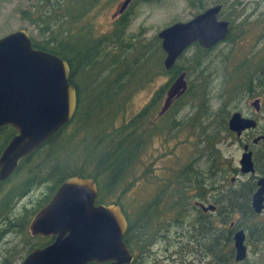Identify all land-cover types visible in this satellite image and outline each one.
Segmentation results:
<instances>
[{"label":"trees","instance_id":"16d2710c","mask_svg":"<svg viewBox=\"0 0 264 264\" xmlns=\"http://www.w3.org/2000/svg\"><path fill=\"white\" fill-rule=\"evenodd\" d=\"M107 1L115 2L30 0L27 6L23 4L17 9L22 22L31 25L40 37L39 40L32 38L33 46L68 62L69 79L76 88L77 107L67 124L23 158L6 180H0V245H8L7 253L0 254V264H17L28 252L46 244V239L31 237L27 226L33 213L48 202L66 178L73 175L92 177L99 188H102L104 180H110L111 186L105 188V197H97L100 202L110 203L106 200L108 193L140 161L143 146L150 141L151 135L161 133L163 124L169 126L168 118H176L177 111L188 105L192 112L182 118L186 121V130L196 139L189 142L187 151L195 148L196 154L193 160L173 172L169 185L159 190L153 202L160 200L166 188L171 189L168 199L172 201L155 210L153 217L147 218L161 225L168 222L172 227H181L183 221L193 218L188 204V190L191 187L196 189L201 173H213L216 161L223 166L231 160L225 153V145L236 139L235 133L228 127L230 109L236 110L239 102L255 95L262 97L264 107V0L252 14L229 16L223 8L219 13L220 18L230 22L228 35L222 40L229 47L240 41L248 29L258 30L259 44L251 46L247 57L232 60L229 53H221L217 60L212 51L220 42L208 49L193 43L189 46L193 47L192 51L188 47L177 58H184L185 62L176 64V60L170 70L164 68L163 62L161 66L164 52L157 34L146 37V28L143 27L139 33L129 32L137 1L155 3L158 0H132L120 15L112 19L110 27L98 34L91 13ZM228 1L187 0L194 14L213 4L226 6ZM240 16L239 23H234ZM236 26H239L238 29H235ZM187 51L188 56H185ZM157 55L159 58L155 60ZM179 71H185L188 86L184 94L172 103L169 113L152 122L164 90L174 76L151 93L148 102L137 114L129 120L122 116L127 101L138 87L140 89L158 74ZM217 72L220 80L218 87H213ZM83 76L91 80L92 90L97 91L90 114L95 120L102 121L93 131L78 123L81 115L78 79ZM130 84L133 85L131 91L128 90ZM216 87L214 97L218 99V105L212 108ZM119 116L121 123L116 125ZM180 125V122L173 121L171 129L175 130ZM13 132L10 125L0 127V153ZM87 137L92 140L93 150L98 151L96 156L72 151L68 157L59 158L65 144ZM200 160L204 170L199 169ZM193 161L197 168L192 170ZM42 187L44 191L36 195ZM168 208L173 212L170 220L166 215ZM128 221L133 220L128 218ZM131 227L129 225L128 229L131 230Z\"/></svg>","mask_w":264,"mask_h":264},{"label":"water","instance_id":"95a60500","mask_svg":"<svg viewBox=\"0 0 264 264\" xmlns=\"http://www.w3.org/2000/svg\"><path fill=\"white\" fill-rule=\"evenodd\" d=\"M132 0H122V12ZM221 4L206 7L185 21H176L157 32L169 70L193 43L211 48L224 40L229 20L219 18ZM68 62L58 55L35 48L30 33L19 28L0 37V127L10 125L16 132L0 153V180L7 179L18 163L55 134L73 117L77 93L70 81ZM185 71L180 72L166 90L158 115L187 89ZM260 109V99L251 102ZM256 120L231 113L228 127L239 135L255 127ZM264 139L259 136L254 139ZM247 146H244L246 149ZM242 172L253 171L251 153L239 159ZM257 193L263 190L264 177ZM98 187L94 178L73 175L63 180L48 202L40 207L28 224L32 237L53 236L54 240L28 252L17 264H86L112 259V264L130 262L132 256L123 242L126 218L119 202L95 204ZM207 208H213L209 205ZM103 229L102 236L93 234ZM237 258L245 255L242 232L237 234Z\"/></svg>","mask_w":264,"mask_h":264},{"label":"flooded vegetation","instance_id":"af4514ba","mask_svg":"<svg viewBox=\"0 0 264 264\" xmlns=\"http://www.w3.org/2000/svg\"><path fill=\"white\" fill-rule=\"evenodd\" d=\"M118 15L120 12L117 10L113 18ZM31 38L33 37L31 36ZM180 72L174 74L168 72V80L174 76L169 85ZM166 90H164L162 101L154 113L152 122L158 121L161 116L169 113L167 110L164 114L158 115ZM255 96L253 99H251L252 97L247 98V103L249 102L252 111L247 113L241 111L240 107L236 111L256 120L257 124L255 127L244 129L239 135L232 131L235 133L236 139L231 142L241 147L237 161L228 154V158L231 159L228 165L220 166L216 161L213 165V173H201L200 183L194 190L196 195L190 203V197L188 199L193 218L187 219L186 223H189L190 226H187L186 229L181 226L174 231L173 238L170 235L168 222L161 225L154 220H147V215L154 216L157 206L172 201L168 199V195H161L159 201L153 202L160 187L156 189L155 195L152 197V205L137 211L132 222L128 221V216L122 208L127 223L123 233V242L129 249L132 259L130 262L124 261L121 264H146L147 262L150 264H264V186L263 190L255 196L261 187L258 181L264 177V139L259 138L254 141L255 138L264 136V126L259 121L261 116L264 117L263 114L261 115V112H264V107L262 97ZM257 98L260 99V109L258 110L251 105V102ZM15 133L11 134L6 143ZM245 145L246 149H244ZM245 152L251 153L253 171L242 172L240 169L239 159ZM190 167L192 170L197 168L194 165ZM199 169L201 170V168ZM165 180L169 185L171 179ZM100 203L103 202L96 198L95 204ZM209 205H213V208L203 209V206L208 207ZM196 223L198 225H195ZM129 225L132 226L131 230L128 229ZM155 227L156 231L152 232L151 229ZM91 232L100 236L104 233L101 228L93 229ZM241 232L246 251L242 258H237V234ZM126 235L128 238H125ZM33 238L46 239L45 245H47L55 237L35 236ZM3 253H7V250ZM0 254H2L1 251ZM113 262L112 259H105L101 262L89 261L86 264H112Z\"/></svg>","mask_w":264,"mask_h":264},{"label":"rangeland","instance_id":"374dc122","mask_svg":"<svg viewBox=\"0 0 264 264\" xmlns=\"http://www.w3.org/2000/svg\"><path fill=\"white\" fill-rule=\"evenodd\" d=\"M121 1L122 0H115V2L107 1L98 8H95L91 13L95 31L98 34L105 32L110 27L113 15L119 9ZM139 2L140 1H137V5H135L136 7L133 6L135 7V10L129 26V32L139 33L140 28L143 27L146 28V37H152L157 34L159 30L172 24L173 22L185 21L194 15V9L189 7L187 0H158L155 3ZM29 3L30 0H0V37L10 31L25 28L29 31L33 38L36 40L40 39L38 33L33 30L31 25L22 22L17 11L20 5L25 4V6H27ZM262 4L263 0H229L227 5L222 8L229 16H234L237 13H241L242 16L252 14V12L257 10ZM241 16L238 20L235 19L234 23H239V20L242 18ZM238 27L239 26H236L235 29H238ZM243 36L244 37L240 41L236 42L231 47H229L226 42L221 41L217 47L213 49L212 54L217 56V60L219 59V55L221 53H229L232 60H240L247 57V55L251 52V46L259 44L257 40L258 30L250 28ZM189 49L192 51L193 47H189L188 50ZM164 55L165 53L161 57V66L165 57ZM185 56H188V51L185 53ZM158 58L159 56L157 55L155 60ZM184 62L185 60L182 58L178 59L176 64ZM216 65L220 68V65L217 63ZM168 79V73L158 74L150 81L146 82L140 89L138 87V90L127 101L126 110L122 113V116L124 115L125 119L129 120L133 115L137 114V112L140 111V109L148 102L149 97H151V93H153L155 89L159 88L161 85L168 83ZM218 80H220V74L217 72L214 75L213 87H218ZM78 86L80 89L81 99V115L78 118V123L83 126H87L89 131H93L98 128V124L102 121L95 120L90 114L92 112V105L95 104L97 91L92 90L91 80H88L84 76L78 79ZM132 86V84L128 86L129 91L133 89ZM217 87L212 98V108H215L218 105V103H216L218 102V99L214 97ZM253 98L254 97L251 99ZM246 103L247 99L239 102L236 110L241 108V111H245L247 113L252 111V108L249 107V102L247 104ZM236 110L230 109V114ZM190 112H192V109L187 105V107L177 111L176 118L173 119L169 117V126L165 127L166 124H163L164 129L161 133L151 135L149 139L150 141L143 146L140 161L136 164L132 171L128 172V174L120 180L116 188L108 193L109 195L106 197V200L108 202L119 201L129 219L134 220L137 211L150 206L156 189L158 187L161 189L166 186L165 179H171L175 170L178 171L179 168L186 165L190 160H193L196 154V149L193 148L190 151H187V148L189 142L196 138L188 133L185 125L186 121L182 118ZM262 114L264 116V112H261V115ZM173 121L181 123V125L175 130L171 129V123ZM259 121L261 122V125L264 126V117L261 116ZM120 123L121 119L119 116L116 125H119ZM72 151L79 153L85 152L90 157H94L98 153L97 150H93L92 140L88 137L81 141L65 144L59 152V158L68 157V154ZM240 152L241 147L233 144L231 141L225 145V153L232 155L236 161L240 156ZM193 164L194 166L197 165L195 161H193ZM199 166L201 170H204L203 161L200 160ZM108 186H111L110 180H104L102 188L97 186L98 195L100 197L105 195L104 191ZM194 190L195 189L193 187L188 190V195L190 197L189 203L196 195ZM43 191L44 188L42 187L37 191L36 195H39ZM170 191V188H166L163 196L168 195ZM164 206L165 204L157 206L155 210L161 209ZM166 215L168 216V220L173 217V212L170 208L167 209ZM151 216L152 214H149L146 217L150 218ZM187 226H190L189 223H186V220L183 221L182 227L186 229ZM168 228L170 230V235L174 238V231L180 227H172V224H170ZM156 229V227L152 228L151 231L155 232ZM7 247L8 245L6 244L3 247L0 245L1 253H3ZM146 264H150V262H147Z\"/></svg>","mask_w":264,"mask_h":264}]
</instances>
